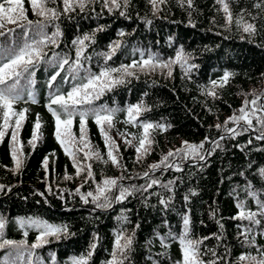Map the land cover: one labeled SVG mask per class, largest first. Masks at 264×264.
I'll use <instances>...</instances> for the list:
<instances>
[{
    "label": "trees",
    "instance_id": "1",
    "mask_svg": "<svg viewBox=\"0 0 264 264\" xmlns=\"http://www.w3.org/2000/svg\"><path fill=\"white\" fill-rule=\"evenodd\" d=\"M228 2L234 17L242 9L246 10L245 19L257 27L255 35L249 36L238 31L235 25L226 29L224 14L215 0H193L192 8H188L186 4L181 6L179 0H168L160 6L161 11L156 15L152 14L148 0H134L129 9L131 19H125L118 14L109 15L106 10L102 16L97 17L88 8L83 13L77 10L70 16H62L55 21L63 32L60 48L55 51H71L72 55L74 50H71L70 41L75 36L89 32L99 25L106 26V31L97 33V43L86 52V55L93 56V71H99L96 52L106 51L109 42L113 40L124 42V47L108 62L113 67L129 63L133 58L139 59V52L132 55L133 49L152 52L161 60L168 61L174 59L176 52L183 48L186 53L191 54L190 63L198 65L189 76H185L179 64L173 65L171 77L166 70L163 73L160 70L139 73L138 79L130 78L131 83L106 92L96 101L97 105L117 108L143 102L150 111L140 116L141 121L170 125L165 132L153 133L156 140L154 151L142 163H136L134 147H127L118 132L139 134L142 129L121 123L126 119L125 112L117 114L115 127L109 130V135L120 146L122 163L128 169V174L134 176L143 172L147 165L158 162L168 150L180 147L182 141L200 143L205 136L217 138L220 133L214 125L222 123L236 112L246 97L249 100L264 98V7H254L257 2L264 5V0ZM54 6L62 9V0H57ZM92 7L96 12L101 11L99 4ZM24 8L29 20L38 19L28 0H24ZM247 13L252 15L248 16ZM145 17L151 20V24L145 23ZM190 21L195 27L191 26ZM53 31L55 28L50 25L48 32ZM119 31L130 35L121 38L117 35ZM100 63L103 64L102 59ZM225 71L233 73V76L230 77L228 85L218 90L220 98L213 100L203 95V86L221 77ZM49 75L50 72L45 71L44 66L36 72L34 79L37 103L21 101L14 106L16 110L28 108L26 119L18 130V139L23 145L25 156L23 169L19 173L10 171L14 166L9 147L11 129L4 141L0 142V184L11 188L10 192H0V216L7 221L6 238L17 241L24 239L22 230L16 224L18 218L43 219L49 223L67 225L69 232L74 235L34 249L36 256L44 264H52V257L56 264H69L71 257L84 254L89 244L95 242L97 248L90 264H104L110 259L114 232L122 224L117 217L124 209H129L125 214L130 223L123 224V227L131 232L136 224L140 225L136 230L134 251L131 254L132 264H175L180 260L179 242L169 241V247L165 249L158 237H167L169 231L179 234L182 231L184 213L190 216L193 238L210 237L203 241L201 251L215 249L218 255L224 256L227 250L233 262L241 253L258 255L255 248L242 247L237 239L240 231L237 224H248V221L233 220L230 217L237 214L238 209L234 206L237 199L245 201L246 208L257 210L254 200L247 195L250 187L264 200V178L257 175L259 168L264 167V141L253 139L252 144H247L249 135L237 137L235 140L226 138L221 141L223 150L217 149L206 161L185 162L183 172L179 173L169 170L161 176L157 172L156 175L165 181L177 180L174 199L166 213L162 211L156 196H149L145 201L139 193L129 197L123 204H114L107 210L97 209L91 203L84 204L78 196L68 194L79 186L82 178L68 181L63 179L66 172L74 174L75 170L54 137V121L45 107L48 103L49 89L46 81ZM37 115L42 123V135L33 150L28 141ZM2 122L0 113V123ZM87 131L93 150L98 149L106 159L104 140L97 125L91 120L88 122ZM73 132L79 134L78 123L74 124ZM237 145L244 146V150L241 151ZM209 147L211 145H205V148ZM84 151L88 149L85 148L79 153L81 158ZM53 152L55 157L50 156L49 173L46 174L41 162L46 155ZM86 163L93 164L97 181H102L105 177L118 178L121 175V169L110 163L104 165L95 160ZM131 182L144 183L142 180ZM123 183L127 184L129 181ZM49 185L55 194L46 192ZM87 190L91 189L86 185L82 191ZM154 191L161 189L155 188ZM60 192L65 193L63 199L58 198ZM192 192L196 195H191ZM185 196L189 197L187 202L184 200ZM220 224H223L222 229ZM36 235L35 230H29L26 238L28 244L35 241ZM97 236L99 239L94 241ZM216 236L221 239H216ZM256 243L264 247V236L257 235ZM4 254V251H0V258ZM203 258L212 259L210 255ZM32 259L35 260V257Z\"/></svg>",
    "mask_w": 264,
    "mask_h": 264
},
{
    "label": "snow or ice",
    "instance_id": "2",
    "mask_svg": "<svg viewBox=\"0 0 264 264\" xmlns=\"http://www.w3.org/2000/svg\"><path fill=\"white\" fill-rule=\"evenodd\" d=\"M32 12L38 17L36 21L29 20L24 8V0H0V113H2V123H0V142H3L8 130L10 135V157L13 173H19L24 166L25 156L23 145L18 139V130L22 127V121L26 119L28 108L15 109V105L21 101L33 104L37 103L35 95V75L44 66L45 71L50 72L46 81L48 92V103L45 105L54 121V137L59 146L63 149L64 155L71 161L75 170L74 174L65 173L63 179H81L82 182L69 195L78 196L84 204H93L95 208L107 210L114 204H123L129 197L141 194L147 201L149 196H156L158 204L162 206L165 213L170 210L175 194L177 180H163L161 176L166 171L183 172L185 162L206 161L207 157L217 151L223 150L221 141L224 139L235 140L237 137L249 135L247 144H252L253 139L264 141V98L256 97L251 100L247 97L236 112L232 113L222 123L214 125L220 135L217 138L205 136L200 143L182 141L181 146L170 149L163 154L158 162L147 165L143 172L136 175L128 174V169L122 163L123 157L120 154V146L109 135V130L115 127V120L119 112H125L126 119L121 121L125 125H132L142 129V132H118L127 147H134L136 153V163H142L144 159L152 154L156 144L154 132H165L170 125L162 123H152L147 120L141 121L140 116L150 109L143 102L128 105L126 108L109 107L107 105H97L96 101L109 91H113L118 86H126L131 83L130 78H139V73H150L166 70L169 77L172 76L173 65L179 64L185 76H189L198 65L190 63L191 54L186 53L183 48L179 49L172 60H161L152 52H145L141 49H133L132 55L139 52V59L133 58L129 63H121L113 67L109 65L116 53L124 47L123 40L110 41L106 51L96 52L97 65L99 71H93L91 67L92 55H86L87 49L97 43V33L107 30L105 25H99L89 32L75 36L70 41L72 52H57L62 43L63 32L59 25L55 23L62 16H70L71 13L79 10L80 13L91 8L97 17L102 16L106 10L109 15L118 14L125 19H131L129 9L133 6L134 0H62V9L54 5L57 0H28ZM168 0H148L153 15L161 11L160 6ZM181 6L193 7V0H179ZM220 5L224 14V27L230 29L235 25L238 31L253 36L257 33V27L245 19L246 10H241L235 17L230 9L228 0H215ZM100 5L101 11L96 12L92 7ZM254 7L261 9L262 3L257 2ZM251 16V13H247ZM255 19V17H253ZM145 23L151 24V20L145 17ZM191 24V21H190ZM15 25L16 27H7ZM55 31L49 33V26ZM195 27V24H191ZM119 37H124V31L117 33ZM103 60V64L100 60ZM233 73L225 71L221 77L211 80L207 86H203L202 94L211 97L213 100L219 99V89H223L229 84ZM67 86V88H65ZM14 119V123L12 122ZM89 120L94 122L104 140L106 151L105 156L96 149L93 150L88 139L87 125ZM78 123L79 134L73 132L74 124ZM107 126V128H106ZM42 123L39 115L34 122L33 132L28 141V145L34 150L37 142L41 139L40 129ZM131 137V139H128ZM135 142V143H134ZM211 145L205 148V145ZM19 145V147H18ZM241 151L244 146H239ZM83 158L79 153L83 149ZM55 157V152L46 155L42 160V167L46 174L49 173V158ZM95 160L104 165L111 164L113 167L121 169L118 178L105 177L102 181L96 180V174L92 163L86 161ZM251 167V162L249 163ZM54 171V169H52ZM258 177L264 178V167L259 168ZM142 180L144 183H132L131 181ZM124 181H129L125 184ZM91 190L82 191L85 186ZM95 185L93 188L92 186ZM155 188L161 191H154ZM11 191L10 187L0 184V192ZM48 194H55L49 185L46 188ZM170 193L171 195H165ZM44 196L45 193H38ZM147 194V195H144ZM65 193L60 192L58 198L63 199ZM191 195H196L192 192ZM256 205V211L246 208L245 201L236 200L235 207L237 214L230 217L233 220L248 221V224H237L240 230L237 239L241 246L255 248L258 255L251 253H241L233 262L229 258L226 250L224 256L217 254L215 249H205L201 251L203 241L210 237L195 239L191 235V219L189 214H182V231L179 234L169 231L167 237L159 236L162 247L167 249L169 241L179 242L181 259L175 264H264V247L256 243V236H264V200H262L250 187L247 190ZM189 199L184 197L185 202ZM147 207L148 205L145 204ZM129 209H124L117 217L122 222L121 227L114 232L113 246L109 253L110 259L104 264H132L131 254L134 251L136 240V230L140 228L136 224L131 232L123 227V224L130 223L129 217L125 214ZM215 217V212H213ZM259 217V218H258ZM16 224L22 230L24 239L19 241L8 239L5 235L7 221L0 216V251H4V256L0 258V264H44L40 257L36 256L34 249L40 248L53 241L68 238L74 235L69 232L67 225H57L49 223L43 219L18 218ZM165 224L167 222L165 221ZM221 229L223 224H220ZM259 229V231H258ZM29 230L37 232L35 241L31 244L27 242ZM216 239H221L216 236ZM99 237H94V241ZM151 243V241H149ZM97 248L95 242L90 243L86 252L79 256H73L69 264H90ZM210 255L212 259L205 260L203 257ZM27 257V259H26ZM35 257V260L32 259ZM52 264H56L52 257Z\"/></svg>",
    "mask_w": 264,
    "mask_h": 264
}]
</instances>
